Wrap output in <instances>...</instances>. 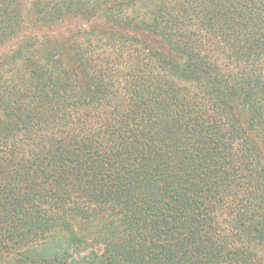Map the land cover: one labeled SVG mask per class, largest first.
<instances>
[{
  "label": "trees",
  "instance_id": "1",
  "mask_svg": "<svg viewBox=\"0 0 264 264\" xmlns=\"http://www.w3.org/2000/svg\"><path fill=\"white\" fill-rule=\"evenodd\" d=\"M0 264H264V0H0Z\"/></svg>",
  "mask_w": 264,
  "mask_h": 264
},
{
  "label": "rangeland",
  "instance_id": "2",
  "mask_svg": "<svg viewBox=\"0 0 264 264\" xmlns=\"http://www.w3.org/2000/svg\"><path fill=\"white\" fill-rule=\"evenodd\" d=\"M24 1H26V0H24Z\"/></svg>",
  "mask_w": 264,
  "mask_h": 264
}]
</instances>
